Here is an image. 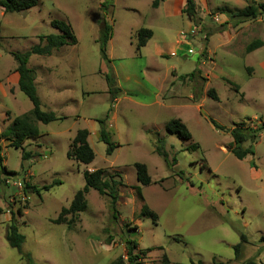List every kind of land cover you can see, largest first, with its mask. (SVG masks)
<instances>
[{
  "label": "rangeland",
  "instance_id": "rangeland-1",
  "mask_svg": "<svg viewBox=\"0 0 264 264\" xmlns=\"http://www.w3.org/2000/svg\"><path fill=\"white\" fill-rule=\"evenodd\" d=\"M164 1L38 0L19 12L0 7V134L32 106L18 88L11 53L57 33L52 19L68 23L77 39L48 56L32 54L27 62L41 109L63 118L37 122L38 135L22 144L30 153L25 160L21 148L0 138V264H26L23 253L35 264H114L119 257L130 264H163L165 256L168 264L264 263V130L254 154L240 160L227 150L235 124L264 122V13L254 19L231 14L263 0H195L194 21L184 13L166 14ZM171 1L173 6L181 0ZM103 19L112 26L108 60L97 41ZM140 27L153 35L137 51ZM257 39L263 45L246 52ZM106 73L120 88L117 102L107 92ZM210 88L218 100L207 95ZM110 107L105 128L119 145L107 155L97 119ZM173 118L185 124L190 139L165 130ZM81 128L89 131L94 151L88 164L66 156ZM160 143L167 162L154 151ZM135 162L146 165L149 185L138 182ZM97 168L106 178L123 179L116 212L108 196L90 188L73 227L53 223L83 187V172ZM54 180L60 183L43 188ZM143 204L156 213V223L141 214ZM12 213L24 235L20 251L5 238ZM241 234L246 241L236 258L233 246Z\"/></svg>",
  "mask_w": 264,
  "mask_h": 264
},
{
  "label": "trees",
  "instance_id": "trees-1",
  "mask_svg": "<svg viewBox=\"0 0 264 264\" xmlns=\"http://www.w3.org/2000/svg\"><path fill=\"white\" fill-rule=\"evenodd\" d=\"M112 1V0H111ZM159 0H153L152 5L156 6ZM38 0H0V7L4 12H19L29 9L35 6ZM106 6V3H104ZM112 6V5H111ZM181 12L186 14L190 21L196 19V14L198 12L195 0H185ZM264 13V0L256 3L252 1L243 8L236 10L232 15L243 18V19H254L259 14ZM50 24L55 28L57 33H50L39 37V42L31 46L29 50L24 52H12L16 67L15 71L18 73V88L22 91L27 98L30 100L32 106L27 112L21 115L15 116L10 126L0 134V138L9 140L10 145L15 148H21V159L25 160L30 157V153L26 152L22 144L29 138H34L38 135L39 129L37 122L47 124L51 121L61 119L62 116H57L53 111H45L40 107V100L36 93L35 87V76L33 71L27 66L29 57L32 54L35 55H50L53 50L58 49L64 45H74L77 42L76 36L71 28V26L63 20L52 19ZM136 50H140L146 42L152 37V30L146 27H140L136 30ZM112 36V26L105 19L100 22L99 35L97 41L99 43V50L102 59L108 60L106 53V47ZM43 42V43H42ZM262 41L257 39L250 42L246 47V52L252 51L260 46H262ZM193 72L186 75L187 77L192 76ZM107 92L109 93L111 100L113 101L119 94L120 88L116 86L115 78L106 73L104 75ZM185 75L180 76V80H183ZM237 90V87H236ZM207 95L218 100V96L213 88L207 90ZM111 107L108 109L106 115L102 119H97L99 123V139L106 144L105 153L107 155L112 154L113 150L119 145L115 141L111 140L110 133L105 128V122L108 117V113ZM247 120L249 118L247 117ZM213 126L218 129H223L221 125L211 120ZM165 130L170 134H175L182 139H190L191 134L188 131L185 124L179 118H173L166 122ZM264 130V122L261 121L256 127L246 125L244 122H239L235 124L234 127L230 129V135L232 141L228 144L227 150L237 159H243L248 154H254L253 144L257 141L259 134ZM89 131L86 128L78 129L66 152V156L69 159L74 160L77 163L88 164L94 159V151L88 143ZM249 142L250 145L245 147L244 143ZM159 156H161L167 162V155L163 149L162 144L155 146L154 150ZM136 170V178L141 185H149L151 183V178L148 173L147 167L144 163L135 162L134 164ZM253 167H256L253 162H251ZM2 169L7 173H14L12 171H7L4 166ZM105 170L102 168H97L94 170H85L83 172L84 185L80 188L74 195L68 207H63L56 218L52 220L53 223L66 224L67 227H73L78 221L79 213L84 211L87 207L86 193L90 188L94 189L101 196H108L110 198L112 207L116 212L114 204L117 201L119 191L121 187L125 186L123 179L119 174L109 176L106 178ZM60 180H54L51 184L43 186L44 189H49L53 184H59ZM26 188H31L34 192L38 193L36 186L26 185ZM139 191V190H138ZM140 194V191H139ZM141 214L144 216H150L152 221L156 223L157 215L152 211L146 204L141 206ZM70 215V218H67ZM5 238L8 244L21 250L22 243L24 241V235L19 231L17 221L15 219L14 213H12L9 224L6 227ZM240 242L233 246L235 257L237 258L240 254L241 244L246 241L245 235H240ZM264 241V236L261 237ZM127 255L130 261L134 260V256L131 257V247L128 246ZM23 257L26 260V264H35L29 253H23ZM164 263L168 264L166 256L164 257ZM114 264H125L123 258L119 257ZM198 264H203L198 262ZM213 264H227L226 262L213 261ZM243 264H264L257 263L253 260H247Z\"/></svg>",
  "mask_w": 264,
  "mask_h": 264
},
{
  "label": "crops",
  "instance_id": "crops-1",
  "mask_svg": "<svg viewBox=\"0 0 264 264\" xmlns=\"http://www.w3.org/2000/svg\"><path fill=\"white\" fill-rule=\"evenodd\" d=\"M172 1L171 0H166V1H164L163 3H162V5L163 6H169V8L167 9L166 8V14H169V13H182L181 12V8L183 7V5H184V3H185V0H181V1H177V3L174 5L173 4V6H171L170 5V3H171ZM177 6V7H176ZM152 35H153V32H152ZM147 43V42H146ZM146 45V44H145ZM145 45L143 46V47H145ZM158 53H160V54H162L163 52H158ZM174 80V79H173ZM173 80H171L170 82H169V84L170 83H173ZM181 81V80H180ZM17 82H18V73H17ZM182 82V81H181ZM18 85V84H17ZM120 98L119 97H117V98H115V100H116V102L119 100ZM110 117H111V115H110ZM112 117H113V119L115 118V112H114V109H113V112H112ZM109 120H111V119H107L106 121H108L109 123H111ZM112 123H114V122H112Z\"/></svg>",
  "mask_w": 264,
  "mask_h": 264
},
{
  "label": "built area",
  "instance_id": "built-area-1",
  "mask_svg": "<svg viewBox=\"0 0 264 264\" xmlns=\"http://www.w3.org/2000/svg\"><path fill=\"white\" fill-rule=\"evenodd\" d=\"M125 264H130L128 261H126V263Z\"/></svg>",
  "mask_w": 264,
  "mask_h": 264
}]
</instances>
